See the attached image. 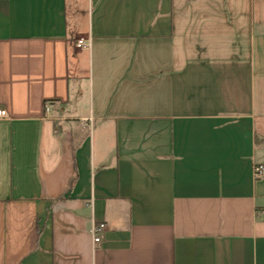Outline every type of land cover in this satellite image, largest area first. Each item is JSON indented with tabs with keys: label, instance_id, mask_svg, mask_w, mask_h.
<instances>
[{
	"label": "crops",
	"instance_id": "0c3cea01",
	"mask_svg": "<svg viewBox=\"0 0 264 264\" xmlns=\"http://www.w3.org/2000/svg\"><path fill=\"white\" fill-rule=\"evenodd\" d=\"M0 110V264H264V0H0Z\"/></svg>",
	"mask_w": 264,
	"mask_h": 264
},
{
	"label": "built area",
	"instance_id": "2783aa9c",
	"mask_svg": "<svg viewBox=\"0 0 264 264\" xmlns=\"http://www.w3.org/2000/svg\"><path fill=\"white\" fill-rule=\"evenodd\" d=\"M87 44L84 42V40H79L77 42V48H87ZM45 110L46 112H50L51 110V104H46L45 105ZM6 116V112L3 111V110H0V118H3ZM254 175H255V178L257 179H262L264 178V165H257L255 167V170H254ZM106 230V225L105 224H100L98 226H95L92 233H93V238H94V242L96 244L100 243L101 242V235L105 232Z\"/></svg>",
	"mask_w": 264,
	"mask_h": 264
}]
</instances>
